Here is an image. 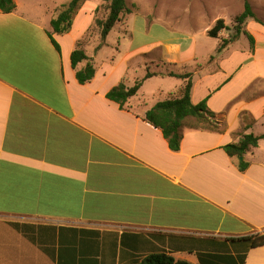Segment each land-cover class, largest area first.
<instances>
[{
    "label": "crops",
    "instance_id": "obj_1",
    "mask_svg": "<svg viewBox=\"0 0 264 264\" xmlns=\"http://www.w3.org/2000/svg\"><path fill=\"white\" fill-rule=\"evenodd\" d=\"M15 3L14 12L0 11V264H139L157 253L200 264L204 249H232L228 240L264 234V140L243 158L245 172L224 150L264 135L262 24L249 22L254 50L244 53L239 39L202 52L193 41L137 42L122 20L125 34L115 43L113 29L100 49L98 34L83 44L96 75L81 85L76 72L89 61L75 70L71 56L101 3L86 0L72 30L53 34L60 51L50 38L57 9L41 20ZM160 60L192 75L193 104L207 100L221 132L197 129L189 118L174 152L144 120L182 79H147L123 109L107 99ZM151 72L174 71L156 65ZM154 79L165 81L142 94Z\"/></svg>",
    "mask_w": 264,
    "mask_h": 264
},
{
    "label": "trees",
    "instance_id": "obj_2",
    "mask_svg": "<svg viewBox=\"0 0 264 264\" xmlns=\"http://www.w3.org/2000/svg\"><path fill=\"white\" fill-rule=\"evenodd\" d=\"M86 0H71L67 5L63 7L56 19L51 21L52 33L50 38L54 46L60 51V46L53 38V34L65 35L72 30V26L76 15L82 8ZM104 5H100L96 10V18L94 25L100 30L101 43L97 49H100L106 43V40L112 30L123 20V15L129 10L126 7V0H105ZM17 6L15 0H0V11L6 14H10L16 10ZM105 9V16L99 17L101 11ZM255 20L257 23L261 22L257 19L251 5L245 2V8L242 14L235 19V34L229 40L222 41L220 50L228 46L230 43L236 42L244 35L251 46V49L255 48V39L247 31L243 30V26L247 24L249 20ZM94 28V27H93ZM226 29V25L223 19H219L215 26L209 31L208 35L212 38H218L220 33ZM72 66L76 70L77 66L84 62L89 61L87 66L82 70L76 72V78L81 85H85L91 82L95 75L96 69L92 65L89 57L83 48V43L78 44V48L72 53L71 56ZM165 66H173L172 64L163 63ZM163 75L174 77L184 80V85L178 90L176 95H172L169 99L158 102L152 109H150L144 116V120L151 124L156 129L162 131L164 138L167 140L169 147L172 151L178 152L181 148L183 139L182 129L185 126V122L189 118H195L197 125L195 128L204 129L210 131L221 132L220 120L218 115L211 112L208 109L207 100L202 101L198 105L193 104L191 99V93L193 88L192 75L189 73L177 74L170 72L167 74H158L151 72L148 68V72L145 78L137 80L132 87L126 86L123 82L114 87L108 94L107 99L119 104L123 109L126 103L136 96L143 86L144 82L154 76ZM246 115H244V118ZM264 140V135L255 136L254 134L245 135L241 138L237 144H229L224 147L225 152L231 158H237L239 160L238 168L241 172H245L249 168V163L245 160H241L245 155L253 148L258 147L259 142ZM232 244V250L228 247L224 251L219 250L216 247L213 251L204 252L200 255V264H233L240 261L241 264H245L248 252L253 249L264 247V234L254 233L250 236L240 237L237 239L228 240ZM244 244L243 247H239ZM235 253L232 255L231 253ZM221 256L227 257L222 260ZM139 264H191L184 260H176L172 255L167 253H157L147 256Z\"/></svg>",
    "mask_w": 264,
    "mask_h": 264
},
{
    "label": "rangeland",
    "instance_id": "obj_3",
    "mask_svg": "<svg viewBox=\"0 0 264 264\" xmlns=\"http://www.w3.org/2000/svg\"><path fill=\"white\" fill-rule=\"evenodd\" d=\"M98 1L105 7V0ZM18 2L20 4V12H24L33 18L39 16L41 20L46 19L43 13L53 10L54 7L57 9L54 17L57 18L65 6H58L62 0H18ZM245 2L251 5L257 19L264 26V0H126V7L129 12L123 15V27L124 31L128 29L133 32L137 42L187 44L193 41L200 51L209 52L214 50L219 43L221 46L222 41L229 40L234 36L235 19L243 13ZM104 10L103 8L99 17L105 16L106 11ZM219 19L224 20L226 29L220 33L218 38H212L208 33ZM250 21L254 22L253 19L249 20L247 24L243 26L244 31L250 32ZM120 23L109 36V41L112 43H115L118 36L125 34L118 30L121 26ZM96 34L100 35V30L94 25V28L87 34L83 44L90 42ZM236 47L244 48L245 53L246 49L250 47V43L248 39L242 35ZM110 49H108V51H110ZM149 61L150 59L145 60L146 63ZM161 62L160 60L158 63L149 64L147 72L148 68L151 70L156 69V65L159 70L166 72L174 71L178 73L182 71L177 65L169 67L163 64L166 62ZM136 65H139V63H136ZM262 67L264 68V65H262ZM186 71L189 72V69ZM158 81L165 80L160 79ZM158 81L155 80L150 85L146 86L142 94L152 96L151 94L160 86ZM169 83L172 82H168V84ZM163 84H167V82ZM171 86L172 85L168 88ZM262 130H264V128H262ZM200 245L204 244L201 243ZM239 245H242L239 247L244 246V244ZM226 248L227 247L220 248L219 250L224 251L221 253L226 254ZM205 251L204 249L203 252ZM196 254H198L200 258L202 253ZM231 254L235 255L234 252ZM248 254L249 256H247L245 264H264V247L250 250ZM221 258L222 260L227 259L225 256H221ZM233 264H241V262L237 261Z\"/></svg>",
    "mask_w": 264,
    "mask_h": 264
},
{
    "label": "water",
    "instance_id": "obj_4",
    "mask_svg": "<svg viewBox=\"0 0 264 264\" xmlns=\"http://www.w3.org/2000/svg\"><path fill=\"white\" fill-rule=\"evenodd\" d=\"M241 160H243V158H241Z\"/></svg>",
    "mask_w": 264,
    "mask_h": 264
}]
</instances>
